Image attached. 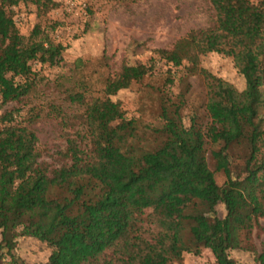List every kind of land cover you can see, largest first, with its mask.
I'll return each mask as SVG.
<instances>
[{
  "label": "trees",
  "instance_id": "obj_1",
  "mask_svg": "<svg viewBox=\"0 0 264 264\" xmlns=\"http://www.w3.org/2000/svg\"><path fill=\"white\" fill-rule=\"evenodd\" d=\"M207 2L212 24L153 49L157 60L123 64L100 85L76 60L66 113L40 101L42 76L32 69L63 51L52 36L59 21L21 35L13 8L33 4L39 15L44 0H0V264H17L13 250L30 237L51 248L42 264H184L183 254L203 249L213 264H238L230 253L239 251L264 264V176L251 164L264 134V0ZM208 53L229 58L243 87L201 69L204 101L184 115L191 85L186 73L173 94L171 68ZM156 61L165 71L155 72ZM156 75L162 84L146 85L157 124L140 127L110 97ZM41 117L66 130L59 165L41 158L34 128Z\"/></svg>",
  "mask_w": 264,
  "mask_h": 264
},
{
  "label": "rangeland",
  "instance_id": "obj_2",
  "mask_svg": "<svg viewBox=\"0 0 264 264\" xmlns=\"http://www.w3.org/2000/svg\"><path fill=\"white\" fill-rule=\"evenodd\" d=\"M13 11L14 23L24 36L37 22L59 21L60 25L52 36L64 48L63 51L54 57L52 64L32 63V69L42 76L40 86L44 87L45 93L40 101L59 103L66 113H70V110L62 100L63 93L73 84L69 79L73 76L76 60L80 59L84 64L83 75L100 85L102 77L112 76L121 65L145 62L149 58L157 60L153 49L169 48L189 30L207 27L213 22V12L207 0H138L129 4L116 0H44L42 14L36 15L33 4L20 3ZM166 68L163 61H156L155 72L165 71ZM201 69L237 89L243 87L241 75L227 57L208 53L200 55L195 64L183 61L179 68H171V73L175 78L173 94L183 90L184 85H178V80L186 73L185 79L191 85L185 93L187 104L183 109L184 115L190 107L199 110V105L204 101L206 86L205 77L199 72ZM147 82L162 84L163 76H148L142 83H133L130 88L110 97L119 103L123 117L126 120L138 119L140 127L157 124L154 95ZM30 99L33 103L39 101L36 96ZM34 128L42 160L59 165L58 153L63 151L66 130L55 119L44 117L34 124ZM233 162L235 166L232 170L237 171L238 161ZM208 163L212 168L209 157ZM251 164L255 174L263 178L264 134L257 139ZM214 175L221 185L224 176L218 172ZM215 211L219 218L224 216L221 205H217ZM50 249L45 242L36 238H20L13 254L17 264H42ZM230 256L238 264H255L252 255L245 251L232 252ZM182 261L184 264H213V257L207 249H203L198 255L183 254Z\"/></svg>",
  "mask_w": 264,
  "mask_h": 264
},
{
  "label": "built area",
  "instance_id": "obj_3",
  "mask_svg": "<svg viewBox=\"0 0 264 264\" xmlns=\"http://www.w3.org/2000/svg\"><path fill=\"white\" fill-rule=\"evenodd\" d=\"M69 1H72V0H69Z\"/></svg>",
  "mask_w": 264,
  "mask_h": 264
}]
</instances>
